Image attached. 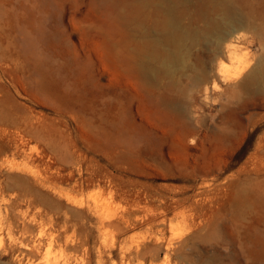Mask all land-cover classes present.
Returning <instances> with one entry per match:
<instances>
[{
    "label": "rangeland",
    "instance_id": "374dc122",
    "mask_svg": "<svg viewBox=\"0 0 264 264\" xmlns=\"http://www.w3.org/2000/svg\"><path fill=\"white\" fill-rule=\"evenodd\" d=\"M132 1L0 0V264H264V90L224 55L264 53V0L159 86L128 67Z\"/></svg>",
    "mask_w": 264,
    "mask_h": 264
},
{
    "label": "bare ground",
    "instance_id": "6f19581e",
    "mask_svg": "<svg viewBox=\"0 0 264 264\" xmlns=\"http://www.w3.org/2000/svg\"><path fill=\"white\" fill-rule=\"evenodd\" d=\"M150 5H157V1L144 0L140 4L132 1L123 12L131 28L136 31L138 28L142 36L141 42L131 44L133 52L128 62L129 70L150 86H159L163 77L173 76L179 69H194L190 56L196 45H215V51L223 54V41L231 35V29L244 25L246 21L244 15L236 10L235 0L218 1L215 6L222 11V15L211 18L205 27L199 29L181 27L172 14L169 0L158 2V7L167 12L165 17L153 19ZM232 37L231 44L240 43L244 35L237 33ZM224 55L234 64L235 78L244 76L240 82L244 88L251 93L264 90V53L253 65L245 56ZM199 76L202 74L196 72L195 77Z\"/></svg>",
    "mask_w": 264,
    "mask_h": 264
}]
</instances>
